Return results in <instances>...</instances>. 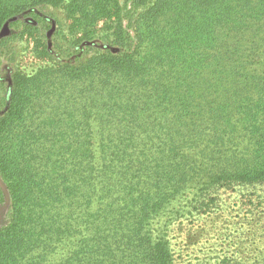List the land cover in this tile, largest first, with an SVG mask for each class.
Wrapping results in <instances>:
<instances>
[{"label":"trees","instance_id":"obj_1","mask_svg":"<svg viewBox=\"0 0 264 264\" xmlns=\"http://www.w3.org/2000/svg\"><path fill=\"white\" fill-rule=\"evenodd\" d=\"M4 27L44 64L0 77V264H174L176 202L237 190L206 259L264 264V0H0Z\"/></svg>","mask_w":264,"mask_h":264},{"label":"rangeland","instance_id":"obj_2","mask_svg":"<svg viewBox=\"0 0 264 264\" xmlns=\"http://www.w3.org/2000/svg\"><path fill=\"white\" fill-rule=\"evenodd\" d=\"M51 12L53 18L49 21L48 29L44 31L46 32L48 44L59 45L66 40L68 21L65 20L60 10L53 9ZM10 30L7 27L2 28L0 38L7 37ZM43 64L44 61L35 56L33 43L29 37H12L7 43L5 53L1 52L0 54V77L8 82L9 73L12 69L16 68L25 73H33ZM239 193V190L226 192L223 195L225 203L221 205L218 211L216 210L217 213L210 214L207 217L196 214L195 211L190 212L189 207L184 205V202H186L185 197L176 202V206L181 207L179 216L167 225V236L170 239L173 251H175L174 264H193L198 259H200V262L197 264H202L201 262L211 264L213 262L212 260L208 263V257L206 259V254L210 249H208V245L210 242L212 244L213 241L212 237H216L229 220L239 218L245 220V206L241 203ZM8 208L9 201L5 198L4 202H0V224ZM167 217L168 214L164 215L162 219L166 220ZM242 228L240 230L225 231L222 240H219V242L226 243L225 248H237L236 241L243 238L240 233ZM243 232H245L244 229ZM201 243L204 244L202 250L200 249Z\"/></svg>","mask_w":264,"mask_h":264}]
</instances>
